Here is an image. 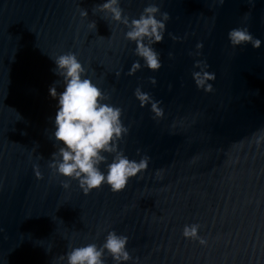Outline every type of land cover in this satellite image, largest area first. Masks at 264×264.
Returning a JSON list of instances; mask_svg holds the SVG:
<instances>
[{
    "label": "water",
    "instance_id": "1",
    "mask_svg": "<svg viewBox=\"0 0 264 264\" xmlns=\"http://www.w3.org/2000/svg\"><path fill=\"white\" fill-rule=\"evenodd\" d=\"M103 2L0 0V264H54L70 244H101L112 229L129 237L128 264H264V44L233 48L227 35L247 26L264 41V0H121L131 16L155 3L171 17L155 45L162 68L134 75L136 45L93 13ZM67 51L123 108L120 148L151 157L119 193L105 184L85 194L75 180L64 188L48 166L49 88L60 79L51 57ZM197 60L216 74L212 91L194 82ZM138 86L162 102V117L140 106ZM192 223L207 245L183 236Z\"/></svg>",
    "mask_w": 264,
    "mask_h": 264
},
{
    "label": "clouds",
    "instance_id": "2",
    "mask_svg": "<svg viewBox=\"0 0 264 264\" xmlns=\"http://www.w3.org/2000/svg\"><path fill=\"white\" fill-rule=\"evenodd\" d=\"M97 12L103 14V19L108 21L110 18L118 25H123L126 29L125 39L136 45L134 54L139 59L133 62L128 75H134L142 67L152 72L162 68L161 53L155 45L164 41L166 25L171 18L167 11L162 12L158 4L150 3L139 16H131L125 13L121 0H104L93 8V13ZM80 16L87 18L88 11L80 9ZM88 26L97 28L94 20ZM227 35L233 48L250 44L259 49L264 44L247 26L234 27ZM197 47L202 48V42ZM172 55L169 53V56ZM51 59L55 64L53 71L60 79L49 88L51 97L57 100L54 132L50 137L55 141L56 151L51 155L49 168L55 175L64 178V188L70 187L75 180L85 194L105 184L113 193L123 191L131 180L147 170L151 157L144 154L139 160L132 159L120 148L119 142L129 133V127L122 119L123 108L108 102L110 98L86 75L87 70L75 52H63ZM194 67H200V70L192 73L197 87L212 91L211 81H215L216 74L207 70L210 65L206 60H197ZM61 83L63 90L57 91V85ZM151 83L157 84L155 77H151ZM134 96L141 107L151 105V111L157 117L164 115V110L160 107L162 102L145 92L141 86L135 89ZM137 153L139 155L141 150L137 149ZM33 167L40 176L39 165L34 164ZM199 229L200 225L197 223L186 224L183 236L207 245L208 241L199 236ZM128 242L127 235L112 229L107 232L101 244H70L66 253L54 259V264H57V260L59 264H106V254L111 257L113 264H128L133 261L127 248ZM138 262L137 257L135 264Z\"/></svg>",
    "mask_w": 264,
    "mask_h": 264
}]
</instances>
